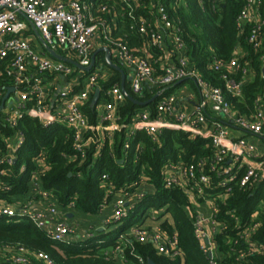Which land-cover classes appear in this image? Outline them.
<instances>
[{
    "label": "built area",
    "instance_id": "built-area-1",
    "mask_svg": "<svg viewBox=\"0 0 264 264\" xmlns=\"http://www.w3.org/2000/svg\"><path fill=\"white\" fill-rule=\"evenodd\" d=\"M259 4V0H244L237 18L241 31L249 28L246 39L255 52L264 46ZM120 17L131 20L130 28L142 36L141 45L132 47L123 36L114 35ZM30 24L52 49L84 67L91 64L99 48H108L112 60L128 70L126 77L130 75V88L137 97L157 90L155 94L160 99L156 109H141L131 123H122L119 108L126 96L119 83L103 87L102 83L112 76L106 60L96 54L92 69L86 71L57 59L41 42L38 45L31 41ZM166 50L172 59L163 55ZM245 56L246 51L238 47L229 61L215 60L211 68L220 74L223 86L212 84L190 62L182 30L162 0H0V106L13 88L0 110V175L11 173L19 158L26 141L20 126L25 116L45 126L61 124L71 129L74 149L83 159L91 145L96 147L95 154L107 142L112 147L115 132L122 130H126V151L137 130L145 131L153 140H158L165 128L208 138L212 145L209 156L168 161L162 169L163 181L167 188H179L185 193L202 249L211 264H223L216 236L223 232L228 235L229 226L218 218L220 203L231 196L236 182L250 190L264 182V92L257 97L255 111L250 114L240 113L226 96L230 93L242 97L244 84L253 76L252 60L244 59ZM188 79L195 82L199 91V99L190 109L181 106L175 93L165 94L170 86ZM97 88L101 90L96 103L97 121L91 123L84 106ZM236 129L244 134L235 135ZM33 165L29 180L32 193L13 202L0 199V217L30 220L54 240L70 243L73 236H78L66 214L74 203L60 214L57 200L41 187L40 177L49 169L45 156H35ZM24 170L26 165L22 164L20 171ZM108 178L107 173L102 174L104 186L108 185ZM10 188L12 185L0 183V190ZM108 188L113 199L103 208L111 206L113 213L106 219L107 224L126 217L145 191L132 194L124 186L113 192L112 183ZM202 203L208 205L209 213L198 209ZM152 210L155 216L158 211ZM258 214L256 210L246 224L233 217L239 230L230 248L232 264H257L254 258L264 248L254 237L260 227ZM129 232L120 235L118 251L123 250L122 240L131 235L139 242L152 243L158 254H182L176 232L169 233L161 225L145 227L139 222ZM92 234L87 231L81 236ZM0 258H9L14 264H38L34 259L55 264L50 254L33 252L22 245L0 246Z\"/></svg>",
    "mask_w": 264,
    "mask_h": 264
},
{
    "label": "trees",
    "instance_id": "trees-1",
    "mask_svg": "<svg viewBox=\"0 0 264 264\" xmlns=\"http://www.w3.org/2000/svg\"><path fill=\"white\" fill-rule=\"evenodd\" d=\"M259 1V13L264 20V0ZM162 2L182 30L190 62L212 84L223 86L220 74L211 68L215 60L229 61L238 47L246 51L244 59L252 60L253 76L244 84L242 97L230 93H226V96L240 113L254 112L255 101L264 92V46L259 52H255L246 39L249 28L246 27L243 31L238 28L237 18L244 0ZM130 27L131 20L120 17L114 35L123 36L132 47L141 45L142 36ZM98 54L105 60L102 51ZM121 82L122 74L112 68L111 78L102 84L103 87H109L114 83L121 85ZM177 85L178 83L167 88L165 94L173 93ZM125 86L129 94L142 101L150 99L157 91L148 92L140 98L131 91L128 79ZM159 99L160 96L148 106L142 107L126 98L119 108L121 122L131 123L141 109L149 108L154 111ZM84 112L91 123H96L97 107L92 99L85 104ZM20 126L26 135V141L20 149L13 171L0 175V183L12 185L10 189L0 190V199L13 202L14 199L32 193L29 180L34 170L33 158L40 154L45 156L49 164V169L40 177L41 187L49 191L63 208H69L73 202L71 210L79 214L100 213L103 206L113 199L107 192L109 183L114 185L113 192L124 186L129 187L132 194L140 189L145 191L122 220L112 221L108 224V229L96 230L90 237H81L70 243L54 240L30 220L0 217V246L22 245L33 252L43 251L50 254L55 264H149V260L156 264H211L195 234L193 220L187 208V196L179 188H167L162 172L170 160L190 161L209 156L212 150L210 139L193 136L183 130L165 128L158 140H153L145 131L137 130L131 139L130 149L126 151L123 148L126 130H122L115 132L112 147L107 142L99 154H95L96 147L91 145L83 159L74 149L73 131L65 125L45 126L39 120L25 116ZM22 164L26 165L24 171H20ZM104 173L109 176L106 186L101 181ZM152 209H164V213L170 214L171 221L165 219L161 226L169 233L176 232L181 255L170 257L158 254L152 243L139 242L133 236L121 239L123 250L116 249L120 235L133 225L134 216ZM220 209L218 218L229 226L228 235L223 232L216 236V242L223 253V264L234 262L230 248L239 230L234 216L242 224H246L251 222L253 213L259 210L256 220L260 222V227L254 237L264 246V182L254 190L242 187L239 182L234 183L233 193L225 203H220ZM254 259L257 264H264V248ZM34 262L44 264L36 259ZM0 264L14 263L9 258H0Z\"/></svg>",
    "mask_w": 264,
    "mask_h": 264
},
{
    "label": "crops",
    "instance_id": "crops-1",
    "mask_svg": "<svg viewBox=\"0 0 264 264\" xmlns=\"http://www.w3.org/2000/svg\"><path fill=\"white\" fill-rule=\"evenodd\" d=\"M30 29H31V32H30L31 41L32 42H39V44H40V42H42L41 41L42 38H41L40 33L38 31H36L31 24H30ZM102 52H103V54L105 56L106 55L105 52L104 51H102ZM98 53H97V57L98 58H102V57H100V55ZM163 55L166 57V59H172L171 54L167 50H166V53L165 52L163 53ZM124 71H125L126 74L127 73L129 74L128 70L124 69ZM129 76H128V81L130 83ZM188 82H189V79L179 82L178 85H177L178 87L176 86L177 88H176V90L173 93H175L179 97L181 106L183 105L184 107L190 109V108H192L194 106L196 101L199 99V91H198V89H197L195 84L193 86L192 85H187ZM234 134L241 136L244 133L242 131L236 129V130H234ZM248 137L250 139H253V140L256 139L255 137H252L250 135H248ZM261 143H263V142H261ZM44 205H45V203H44ZM57 207L59 209V213L60 214H61V212H66L68 210V208H63L58 203H57ZM198 209L200 211L204 212V213H209V211H210L208 205L205 204V203H202L200 206H198ZM150 212L151 211L149 210L147 213H145V215L143 216L144 218L140 221V223L143 226H145V227H156L158 225H161L162 221L165 220V219H168L169 221H171L170 214L167 213V212L164 213V209H162L161 211H158V213L155 216L153 215V212H151V213ZM69 213L72 214V215L70 216V215H68V212L66 213L67 214V221L70 222L71 224L78 223L77 222L78 221V216H80L79 223L80 222L84 223L83 222L84 217L85 218H89L91 220V222H93V223H92V225L89 226V228H87V230L91 231L94 234L96 230L108 229V226L110 224L108 225L106 223V219L109 218L110 216H112L113 209H112L111 206L104 207V208H102L100 213H98L96 215H82V214H79L75 210H70ZM75 214H77V216H75ZM161 214L164 215V218H163V220L159 221V217L158 216L161 215ZM94 222H96V223H94ZM129 229H127L124 233L125 234L126 233L130 234ZM82 231L83 230H81V229H77L78 236L77 237L73 236V238L71 240L80 239L82 237L81 235H83ZM129 237H131V235ZM82 238H84V237H82Z\"/></svg>",
    "mask_w": 264,
    "mask_h": 264
},
{
    "label": "water",
    "instance_id": "water-1",
    "mask_svg": "<svg viewBox=\"0 0 264 264\" xmlns=\"http://www.w3.org/2000/svg\"><path fill=\"white\" fill-rule=\"evenodd\" d=\"M41 43H42V46L44 47V49L53 57L57 58V59H61V60H64L66 62H69V63H72L74 65H76L77 67L81 68V69H84L86 71H90L95 63V57H96V54L99 52V51H104L106 53L105 55V58H106V62L107 64L113 68V69H116L118 71H120V73L122 74V82H121V87H122V91L124 93V95L126 96V98L132 100L134 103L144 107V106H148L150 103L154 102L157 98H158V94H155L154 96H152L150 99H147V100H139L137 98H135L134 96H132L131 94L128 93L127 89H126V86H125V83H126V73L124 71V69H122L118 64H116L115 62H113L112 58H111V53H110V50L106 47H103V48H99L92 56V62L89 66L87 67H84V66H81L77 61L71 59V58H68L62 54H59L58 52H56L54 49H52L43 39H41ZM263 74H264V67H263ZM13 88H10L7 92V94L4 96V99H3V103L1 104L0 106V110L4 107V100L7 98L8 94L10 91H12ZM100 93H101V90L100 88H97L94 95H93V98H92V103L93 104H96L99 100V97H100ZM68 215H72V214H68ZM149 264H156L154 261L152 260H149Z\"/></svg>",
    "mask_w": 264,
    "mask_h": 264
},
{
    "label": "rangeland",
    "instance_id": "rangeland-1",
    "mask_svg": "<svg viewBox=\"0 0 264 264\" xmlns=\"http://www.w3.org/2000/svg\"><path fill=\"white\" fill-rule=\"evenodd\" d=\"M38 43V45H39V42H37ZM189 83V84H188ZM187 83V85H194L195 84V82L193 81V80H189V82ZM221 118H223V116L221 115ZM150 211H152L153 212V210H150ZM67 212V211H66ZM65 212V213H66ZM62 214L64 213V212H61ZM145 214V213H144ZM143 212L142 213H139V214H137V215H135L134 216V218H133V223L132 224H136V223H139L144 217H143ZM75 216H77V214H75ZM159 217V221H161V220H163V218H164V215H159L158 216ZM79 218H80V216H78V223H73V225H74V227H76L77 229H81V230H83L82 232L83 233H86L88 230H87V228H89V226L90 225H92V223L93 222H91V220L89 219V218H85L84 217V219H83V222L84 223H79ZM81 221V220H80ZM86 221V222H85ZM94 223H96V222H94ZM109 224V223H108ZM83 226V227H82ZM85 230V231H84Z\"/></svg>",
    "mask_w": 264,
    "mask_h": 264
}]
</instances>
